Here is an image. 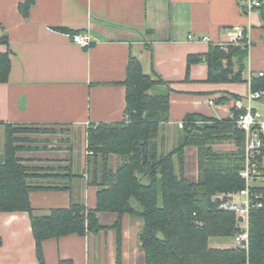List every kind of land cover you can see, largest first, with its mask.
Here are the masks:
<instances>
[{
    "label": "crops",
    "instance_id": "obj_1",
    "mask_svg": "<svg viewBox=\"0 0 264 264\" xmlns=\"http://www.w3.org/2000/svg\"><path fill=\"white\" fill-rule=\"evenodd\" d=\"M26 1L0 0V41L7 37L9 42H0V53L12 52L10 79L0 84V123L67 127L70 132L65 136H44L50 141L68 140L60 149L50 143L48 150L18 156L27 165L62 167L81 175L71 183L61 182L67 191H32V206L41 215L73 202L96 208L98 189L90 185L92 167L86 164V129L124 121L123 82L131 57L139 60L145 74L165 81L150 93L170 96L169 121L162 129L168 151L188 115L232 117L239 103L248 105L252 78L264 74V20L257 10L244 13L239 0H33L25 17L20 5ZM236 27L245 29L252 43L244 61V82L208 83L205 62L190 67L187 81L188 57L206 54L211 45L232 43ZM59 29L87 33L93 43L82 48ZM205 36L210 42L202 40ZM222 99L224 103H218ZM252 106L264 110V101ZM0 137L5 141L4 126ZM214 148L231 151L234 146ZM185 161L186 177L197 181L196 148L186 149ZM117 163L112 156L111 166L116 168ZM98 219L103 229L96 235L71 234L44 241L45 263L118 264V235L113 227L119 217L101 212ZM121 225V264H146L139 243L144 222L124 215ZM0 264H40L28 213H0Z\"/></svg>",
    "mask_w": 264,
    "mask_h": 264
},
{
    "label": "trees",
    "instance_id": "obj_2",
    "mask_svg": "<svg viewBox=\"0 0 264 264\" xmlns=\"http://www.w3.org/2000/svg\"><path fill=\"white\" fill-rule=\"evenodd\" d=\"M33 3L27 0L20 5L25 17ZM257 11L264 20V6ZM59 31L71 37L77 34L68 29ZM0 42L9 44L7 37ZM247 55L248 46L243 42L211 45L206 54L188 57L187 81L190 67L205 62L208 83H242ZM11 56L10 50L0 53V84L10 79ZM162 83L165 81L157 75L153 79L145 74L139 60L131 57L123 82L126 88L124 121L87 127L86 164L90 170L92 167L90 185L98 189L95 209L73 202L41 215L30 200L32 191H67L68 186L60 185L61 182L67 184L81 177L62 167L27 165L18 156L20 152L50 149V140L44 136H61L70 129L59 125L0 123L5 128L4 152L0 157V213L29 214L40 264H46L44 241L71 234L81 237L98 234L103 229L98 219L101 212L116 213L119 217L113 227L118 235V264H121V217L124 215L144 222L139 243L146 264H264V185L257 184L250 189L253 197L259 196L254 203L259 202L262 207L255 205L250 210L248 248L211 247L213 237H235L241 232L236 214L221 209V202L215 198L236 194L245 188L240 175L245 134L235 123L236 116L244 110L234 108V117L225 119L188 115L179 129L176 144L168 151L162 129L169 121L170 96L150 93ZM251 91H264V76L252 78ZM224 143H232L234 150L214 148ZM189 147L197 149V181L185 175ZM112 156L118 158L116 168L111 166ZM263 157L264 148L259 158L261 163ZM60 264L73 263L61 260Z\"/></svg>",
    "mask_w": 264,
    "mask_h": 264
},
{
    "label": "built area",
    "instance_id": "obj_3",
    "mask_svg": "<svg viewBox=\"0 0 264 264\" xmlns=\"http://www.w3.org/2000/svg\"><path fill=\"white\" fill-rule=\"evenodd\" d=\"M240 8L246 14H250L257 9L264 6V0H239ZM234 38L230 44L242 43L250 49L252 43L249 38L248 32L241 28H233ZM192 38V37H190ZM73 41L82 48H89L93 43V38L85 34H75L72 37ZM204 42H210V37L205 36L202 38ZM260 77L264 76L263 73L259 74ZM264 91H251L246 97L248 105L242 107L239 103L237 109L244 110L239 113L235 118L236 126L245 134L244 143V164L240 172L242 179L245 181V188L239 193L232 195H218L215 200H219L220 208L232 211L236 214L237 219L242 217L243 221L238 222L241 232L235 237V246L243 247L245 249L249 246V213L251 208L255 205L260 208L261 203H254V200L259 199L258 195L254 197L251 194V187L254 185H264V167L260 162L262 149L264 148V110L255 109L252 103L263 100ZM213 104V102H211ZM232 117L234 115L232 114ZM183 128V122L179 124ZM227 197L231 200L225 201Z\"/></svg>",
    "mask_w": 264,
    "mask_h": 264
},
{
    "label": "rangeland",
    "instance_id": "obj_4",
    "mask_svg": "<svg viewBox=\"0 0 264 264\" xmlns=\"http://www.w3.org/2000/svg\"><path fill=\"white\" fill-rule=\"evenodd\" d=\"M66 134H62L61 136H65ZM52 140L50 141V143L54 146H64L68 143H61L59 140H55L54 138H51ZM65 141V140H64ZM224 144H230V145H233L232 143H224ZM234 146V145H233ZM235 148V146H234ZM233 148V150H234ZM4 152V140L0 137V157L1 155L3 154ZM264 158V157H263ZM262 163H263V160H262ZM220 243H224L223 244H220ZM235 245V240H234V237H213L211 239V247H215V246H218V247H232Z\"/></svg>",
    "mask_w": 264,
    "mask_h": 264
},
{
    "label": "water",
    "instance_id": "obj_5",
    "mask_svg": "<svg viewBox=\"0 0 264 264\" xmlns=\"http://www.w3.org/2000/svg\"><path fill=\"white\" fill-rule=\"evenodd\" d=\"M228 200H231V198H230V197H227V198L225 199V201H228ZM242 221H243L242 217H239V218H238V222H242Z\"/></svg>",
    "mask_w": 264,
    "mask_h": 264
}]
</instances>
